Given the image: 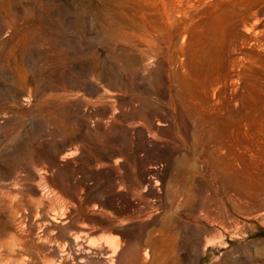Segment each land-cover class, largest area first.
<instances>
[{"label":"rangeland","instance_id":"1","mask_svg":"<svg viewBox=\"0 0 264 264\" xmlns=\"http://www.w3.org/2000/svg\"><path fill=\"white\" fill-rule=\"evenodd\" d=\"M192 1L0 0V264H264V73Z\"/></svg>","mask_w":264,"mask_h":264},{"label":"bare ground","instance_id":"2","mask_svg":"<svg viewBox=\"0 0 264 264\" xmlns=\"http://www.w3.org/2000/svg\"><path fill=\"white\" fill-rule=\"evenodd\" d=\"M194 6V1L190 0L191 9ZM194 17L195 15L191 14L192 25ZM209 21L211 29L202 31V37L191 48V69H216L219 75L264 73V58L252 56L244 50L245 45L252 44L264 48V0H217ZM199 23L204 25L205 21L201 18ZM77 245L79 246V243Z\"/></svg>","mask_w":264,"mask_h":264}]
</instances>
